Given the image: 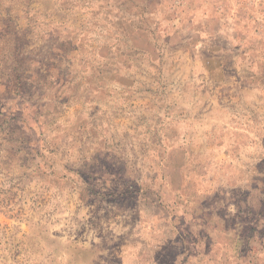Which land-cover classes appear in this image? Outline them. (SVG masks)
Masks as SVG:
<instances>
[{"label":"rangeland","instance_id":"rangeland-1","mask_svg":"<svg viewBox=\"0 0 264 264\" xmlns=\"http://www.w3.org/2000/svg\"><path fill=\"white\" fill-rule=\"evenodd\" d=\"M231 110L264 141V0H0V264H171L166 166Z\"/></svg>","mask_w":264,"mask_h":264},{"label":"crops","instance_id":"crops-1","mask_svg":"<svg viewBox=\"0 0 264 264\" xmlns=\"http://www.w3.org/2000/svg\"><path fill=\"white\" fill-rule=\"evenodd\" d=\"M244 114L213 112L222 119L218 125H227L235 137L227 144L230 148L208 160L182 159L166 166V184L158 200L180 236L170 248L175 243L182 246L178 253H168L171 264L264 263L257 240L264 223L259 210L264 200V154L256 155L264 150V141L253 133L254 125L234 121L235 115ZM231 148L238 155L228 153Z\"/></svg>","mask_w":264,"mask_h":264}]
</instances>
